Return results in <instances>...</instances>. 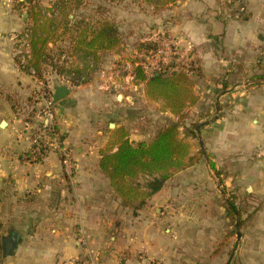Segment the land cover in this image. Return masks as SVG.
Returning a JSON list of instances; mask_svg holds the SVG:
<instances>
[{
  "label": "crops",
  "instance_id": "crops-1",
  "mask_svg": "<svg viewBox=\"0 0 264 264\" xmlns=\"http://www.w3.org/2000/svg\"><path fill=\"white\" fill-rule=\"evenodd\" d=\"M22 1L0 0V102L27 101L31 94L36 101L45 86L12 60L7 35L28 26ZM239 2L245 14L234 20ZM155 22L179 47L178 60L190 67L184 72L199 99L188 112L198 131L180 138L191 144L190 156L198 148L202 159L174 174L135 212L114 195L98 167L113 131L125 129L134 145L156 134L134 129L132 121L144 118L146 99L143 84L130 79L132 67L121 61L123 53L112 54L126 70L120 78L109 77L119 74L112 65L111 72L84 85L58 82L70 90L54 109L74 160L72 177L54 153L38 162L25 159L28 144L20 133L40 101L20 111L7 105L0 112V124L6 123L0 127V264H70L87 257L101 264H144L147 258L219 264V256L210 260L197 247L211 246L214 230L227 224L231 206L224 198L230 195L258 199L235 250L242 264H264V0H178ZM47 87L53 93L49 82ZM9 234L16 245L4 257L2 239Z\"/></svg>",
  "mask_w": 264,
  "mask_h": 264
},
{
  "label": "trees",
  "instance_id": "trees-1",
  "mask_svg": "<svg viewBox=\"0 0 264 264\" xmlns=\"http://www.w3.org/2000/svg\"><path fill=\"white\" fill-rule=\"evenodd\" d=\"M40 0H23L27 8L29 44L31 59L22 72L27 74L33 69L34 79L45 85V73L70 76V86L87 84V73L94 71L99 63V53L118 52L122 49L117 28L111 23H101L97 29L90 32L85 26L78 28L75 37L71 39L72 55L84 61L79 69L68 68L61 75L46 68V57L49 45L70 31L69 16L77 9L79 0H50L51 4L44 7ZM149 4L154 13L164 7L174 5L178 0H138ZM74 18V17H73ZM91 34V35H90ZM155 48V46H153ZM167 69V68H166ZM166 69L147 76L145 69L139 65L132 70L134 82L143 84L145 99L160 103L162 111L182 120L186 108L197 104L195 83L187 72ZM157 74V75H156ZM83 78V80H81ZM179 123L170 124L161 130L149 142L132 144L128 140V132L119 128L113 131L106 147L100 152L99 170L106 176L114 195L121 200L124 207L139 210L154 194L159 192L166 182L174 175L198 163L199 158L190 156L191 144L180 138ZM197 125H192L191 134L195 136ZM56 130L59 132L58 127ZM60 138L63 135L60 133ZM115 149V150H114ZM40 161V160H38ZM37 161V162H38ZM211 167L213 165L209 163ZM143 182H137L138 178ZM234 214L235 207L229 203Z\"/></svg>",
  "mask_w": 264,
  "mask_h": 264
},
{
  "label": "rangeland",
  "instance_id": "rangeland-1",
  "mask_svg": "<svg viewBox=\"0 0 264 264\" xmlns=\"http://www.w3.org/2000/svg\"><path fill=\"white\" fill-rule=\"evenodd\" d=\"M39 2L44 7H48L47 5L51 4L50 0H40ZM74 3L77 4V9L69 16V20L71 22L68 28L70 31H68L64 37L58 38V40L54 42V46L51 45L47 48L46 68L48 71H51V67H53L55 72H60L61 75L64 74L63 72L68 68L79 69L82 71L81 69L83 68L85 62L76 57V54L72 55L73 42L71 39L75 37L78 28L88 26L90 28V32H92L97 29L101 23L107 22L113 24L117 28L119 38L121 39L122 50L111 53H99V63L97 64V68L94 71L87 73L89 77L88 79H90L89 82L102 72L104 75L108 71L111 72L107 67L112 65L115 67L117 65L119 74H117V72H115V74L114 71H112V73L114 75H118L119 78L122 73H126V70L119 69L121 68L119 67L121 65L120 59L114 58L112 54L121 55L123 53L124 55H122L121 61L129 63L132 70L135 68L136 64L145 63L146 69H144L147 76H150L155 72H160L154 70L152 66L151 59L153 58V51L157 48V45L153 42V40L156 34L163 33L166 37H168L169 34L164 29H160L159 23L155 21L159 17L161 18L169 7L161 8L157 13H154L153 8L149 4L138 0H79L78 2L74 1ZM11 44L12 60L16 65V53L18 50L17 48L15 49L13 43ZM153 46H155V48ZM180 58H182L180 55L175 56L169 66L164 68H167L166 73H170L174 69L176 71H184L186 68L190 69V67H185V65L178 60ZM26 75L30 76L28 73ZM47 75L59 76L60 74H56L54 72L45 73V86L46 82H49L50 85H52V82L48 79ZM56 81L61 82V80L58 81L57 79ZM45 86H42V89L40 88L39 91L43 92V89L48 90ZM36 95H38V93H36ZM7 96L8 98L10 97L8 94ZM121 99L122 96L118 98L117 101H120ZM19 100L18 98H11L8 103L1 101L0 112L5 113L7 105H9V107L11 106L15 109V111H20L25 109L26 105L37 102V100L33 101L32 94L30 98H26L27 101ZM144 106V118L139 116L136 121H132L135 130L150 131L151 129V131L155 134V132L157 133L159 130L170 124L179 123V134L185 139L186 136L190 134L189 131L193 125L192 122L196 121L188 112L190 107L185 109L183 112L184 116L182 120L179 121L176 117H173L168 113L166 116L165 112L162 111L160 103H154L146 100ZM148 138H150V135ZM151 139L152 137L149 140ZM195 146L197 147V144H195ZM196 151L197 152L193 157H198L200 161L202 159L200 150L196 148ZM137 182H143V178H138ZM257 200L258 199L251 196L236 198L235 196L230 195L226 197V199L224 198L226 203H231L235 207L236 213L234 214V211H232L231 208H227V224L223 227L221 226L216 231L214 230V237L211 242V246L208 247L206 246L207 243H205L197 247L201 250L200 252L203 251L204 255L206 252L210 253V260H214L219 256V264H226L236 243V232L241 233L242 231H247V224L250 223L251 216L253 215L252 208L257 205ZM238 254L239 252L236 255L235 250L229 264H242Z\"/></svg>",
  "mask_w": 264,
  "mask_h": 264
},
{
  "label": "built area",
  "instance_id": "built-area-1",
  "mask_svg": "<svg viewBox=\"0 0 264 264\" xmlns=\"http://www.w3.org/2000/svg\"><path fill=\"white\" fill-rule=\"evenodd\" d=\"M8 5L16 3L18 0H4ZM21 1V0H20ZM245 13V7L242 2L237 4L236 9L233 11L232 18L239 20ZM30 32L28 29H24L23 32H10L7 35V40L13 43L16 53V65L17 69L22 72L25 70L26 65L31 59L30 44H29ZM154 38V37H153ZM153 42L157 45L155 51H153L152 66L154 70L161 71L174 60L175 56L179 53V47L175 42L165 36V34H156ZM146 69L145 63L136 64ZM27 73L34 77L35 73L33 69L29 68ZM103 74V72L101 73ZM70 76H63L61 82L70 86ZM111 79L118 77L111 73L109 75ZM131 80H134V75L131 73ZM83 80V78L81 79ZM48 90L43 89V92L39 91L37 98L40 101L39 106L36 109L31 107V111H34L35 116L33 120H28L24 124V130L20 133L21 137L25 138L28 144V149L25 154V159L30 162H37L43 160L48 154L54 153L58 156L60 164L67 177H72L75 172V164L72 158V153L69 147L65 144L64 140L60 138V133L56 130L55 109L52 102V92L50 87ZM46 88V89H47ZM37 100V102H38ZM70 264H101L97 257H87L78 259ZM144 264H161L154 259H145Z\"/></svg>",
  "mask_w": 264,
  "mask_h": 264
},
{
  "label": "water",
  "instance_id": "water-1",
  "mask_svg": "<svg viewBox=\"0 0 264 264\" xmlns=\"http://www.w3.org/2000/svg\"><path fill=\"white\" fill-rule=\"evenodd\" d=\"M52 90H53V93H52L53 104L58 103L59 101H61L63 98H65L70 93L69 88L66 85L58 84L56 79L52 80ZM5 125H6V123L4 121H2L0 124V127H5ZM109 127H110V129H113L114 124H112V123L109 124ZM196 131H198V128L196 129ZM199 145H200L202 153L204 154V148L202 146V142H199ZM240 237H241L240 233L236 232V243L234 245V248H233L231 255H230L226 264L230 263V260L233 256L234 252H235V249H236L238 241L240 240ZM15 245H16V238L12 234H9L7 237H4L2 239V255L4 257L11 255Z\"/></svg>",
  "mask_w": 264,
  "mask_h": 264
}]
</instances>
